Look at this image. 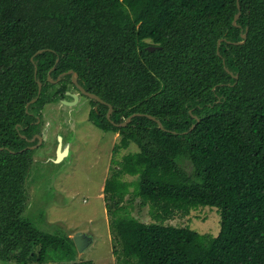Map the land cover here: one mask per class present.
I'll return each mask as SVG.
<instances>
[{
	"label": "trees",
	"instance_id": "trees-1",
	"mask_svg": "<svg viewBox=\"0 0 264 264\" xmlns=\"http://www.w3.org/2000/svg\"><path fill=\"white\" fill-rule=\"evenodd\" d=\"M239 5L233 26L236 0H0V264H88L27 211V140L73 86L48 74L68 71L112 107L88 121L119 135L113 155L138 148L103 190L117 264H264V0ZM135 199L155 222L130 216ZM199 207L218 210L216 237L163 224Z\"/></svg>",
	"mask_w": 264,
	"mask_h": 264
},
{
	"label": "rangeland",
	"instance_id": "rangeland-1",
	"mask_svg": "<svg viewBox=\"0 0 264 264\" xmlns=\"http://www.w3.org/2000/svg\"><path fill=\"white\" fill-rule=\"evenodd\" d=\"M79 101L77 106L69 107L64 104L71 102L69 98L63 103L46 105L43 109L39 130L45 143L42 147L30 150L32 164L26 185L29 202L27 211L30 210L28 220L39 228L37 223L43 217L44 228L49 231H58L69 238L76 233L91 237V244L82 253L76 252L75 261L117 264L112 252L113 242L103 190L111 174L112 160L120 161L123 156L138 152V148L131 144L126 150L113 155L112 148L119 142V135L102 133L91 125L88 121L91 108L89 101L83 96ZM59 137L62 139V148L68 146L69 151L62 162L56 163L54 153L57 152ZM133 180L129 176L122 178L124 182ZM129 192L125 200L132 199V187ZM137 202V199L133 200V206L127 208L130 216L144 223L155 222L149 208L138 209ZM163 224L188 227L200 235L216 237L220 229V216L216 208L199 207L186 216L177 213Z\"/></svg>",
	"mask_w": 264,
	"mask_h": 264
},
{
	"label": "water",
	"instance_id": "water-1",
	"mask_svg": "<svg viewBox=\"0 0 264 264\" xmlns=\"http://www.w3.org/2000/svg\"><path fill=\"white\" fill-rule=\"evenodd\" d=\"M236 7H237L238 12H237V14L235 15V17H234V19L232 21V25L233 26H236V22H237V20L240 17L239 0H236ZM240 38H241V41L239 43H235L236 45H242L244 43V41L246 39V32L244 34H241ZM219 44H220V41L217 42V48L219 47ZM156 49H158V47H147L146 48V50L148 52H152V51H154ZM42 52H43V50H40L36 54H41ZM31 60H32V58H31ZM52 70H53V68H51L49 73ZM35 73H36V67H34V74ZM229 74L232 76L231 73H229ZM65 75H71V82L74 85L75 89L79 92V94H81L82 96L86 97L90 101H93V102H96V103L103 104V105L107 106L108 111L106 113V118L109 120L110 115L112 113V107L110 105H108V104H105L96 95L91 94L89 92H86L81 86H79L78 83H77V76H76V74L74 72L68 71L67 73L61 74L60 76H65ZM60 76H58L57 79L55 81H53V80H51L49 78V74H48V82L51 83V84H56L57 82L60 81ZM234 78L236 79L237 76H234ZM36 83H37V97H38L39 94L41 93L42 84L40 82H38V81ZM68 95L71 97V99H73V101L70 102V103H65L64 102V104L66 106H69V107H74L77 104L78 97L75 94H68ZM37 97L32 99L28 104H26L25 110H27L29 105L34 104L36 102ZM136 116H141V115L140 114H133V115L129 116L123 123L116 124L115 126H117V127H125L126 124H128L130 122V120L133 117H136ZM145 117L148 118L150 121L155 122L159 129H161V130L163 129V127H162V125H161L159 120H157L154 117L149 116V115H146ZM194 119H195L196 123L199 122V120L196 117H194ZM194 127H195V125H192L191 128L189 129V131H192ZM34 139H32L31 141H34ZM36 139L38 140V143H37L36 146H39L41 144L42 138L39 137V136H36ZM36 146H32V147L26 148V150H34L36 148ZM61 146H62L61 145V138H58V146H57V152H56V156H57L56 157V162L57 163L61 162L63 160V158L67 155V152H68V146H64V148H62ZM0 151H2V148H0ZM71 239L73 241V244H74V247L76 249V252H78V253H82L91 244V237H88V236H86L85 234H82V233H76Z\"/></svg>",
	"mask_w": 264,
	"mask_h": 264
},
{
	"label": "flooded vegetation",
	"instance_id": "flooded-vegetation-1",
	"mask_svg": "<svg viewBox=\"0 0 264 264\" xmlns=\"http://www.w3.org/2000/svg\"><path fill=\"white\" fill-rule=\"evenodd\" d=\"M61 75V74H60ZM66 76V75H65ZM65 76H60V80L62 79V78H64ZM70 80H71V78H70ZM58 83V82H57ZM56 83V84H57ZM72 83V82H71ZM79 85V84H78ZM42 86H43V84H42ZM80 86V85H79ZM75 93L76 95H77V97H78V101L80 100V98H81V94H79V92L75 89V87H74V85L73 86H70V87H68V89L65 91V92H63V94L64 95H66V98L65 99H60L59 100V102L61 103H63L65 100H67V99H71V97L68 95V94H71V93ZM87 92V91H86ZM84 97V96H83ZM86 98V97H85ZM87 99V98H86ZM100 99V98H99ZM101 100V99H100ZM73 101V99H71V102ZM77 101V104L80 102H78ZM92 103H94L95 105L94 106H91V104L89 103V105L91 106V108H90V110L91 109H94V110H97V107L99 106V105H103V104H99V103H96V102H93V101H91ZM104 102V101H103ZM105 103V102H104ZM77 104L75 105V106H77ZM105 104H107V103H105ZM83 105V104H82ZM106 106V105H105ZM29 107V106H28ZM27 110H28V108H27ZM26 110V111H27ZM90 110H89V112H90ZM43 111L44 110H42V112H41V114L43 113ZM89 112H88V114H89ZM43 115V114H42ZM42 119H43V117H42ZM35 124H37V125H39L40 124V121H39V119L37 118V122L35 123ZM36 136H39V137H41V131H39V132H35V133H33L32 134V136H31V138L30 139H28L27 140V142L30 144V146H28L27 148H29V147H32V146H36L37 145V143H38V140L36 139ZM35 138V139H34ZM42 138V137H41ZM60 138V137H59ZM32 139H34V141H31ZM45 143V140H43V138H42V141H41V144L39 145L40 147H42L43 146V144ZM61 145H62V139H61ZM39 146H36V148L37 147H39ZM57 146H58V142L56 143V150H57ZM62 147V146H61ZM54 151H55V149H54ZM69 151V150H68ZM68 153V152H67ZM56 154L54 153V160L56 159ZM64 160V159H63ZM62 160V161H63ZM61 161V162H62ZM57 163V162H56ZM58 163H60V162H58Z\"/></svg>",
	"mask_w": 264,
	"mask_h": 264
}]
</instances>
